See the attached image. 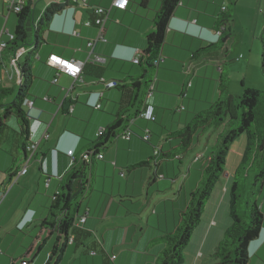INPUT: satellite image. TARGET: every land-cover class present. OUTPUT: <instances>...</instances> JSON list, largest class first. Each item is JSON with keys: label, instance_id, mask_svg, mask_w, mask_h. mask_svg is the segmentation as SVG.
<instances>
[{"label": "crops", "instance_id": "crops-1", "mask_svg": "<svg viewBox=\"0 0 264 264\" xmlns=\"http://www.w3.org/2000/svg\"><path fill=\"white\" fill-rule=\"evenodd\" d=\"M30 1L33 4L31 38L34 42L37 26L46 10L60 0ZM142 1L145 2V7L142 6ZM112 2L113 0H88L83 6L67 8L56 15L50 26L42 31L37 50L40 60L37 61L33 55L30 57L32 73L35 71V76L29 100L34 104L27 109L31 117V140L39 143V147L31 158L28 174L20 177L18 183L9 188L11 180L24 168L27 156L15 145L13 133L6 135L1 146L0 264H21L20 260L31 264H56L57 260L50 261L51 255L56 246L61 250L60 246L64 244L66 247L59 264L66 263V258L76 255L81 248L82 256H92V251L97 252L92 256L93 264L153 262L163 246L161 243H152L151 239L158 236L160 230L174 229L178 223V212L184 208L178 205V199L171 200L169 205L162 199L158 202L153 212L157 216L156 223L154 216L148 218L147 228L141 229L145 236L134 247L133 238L137 234L135 227L133 233L126 238H120L123 236L116 235L115 230L109 226H105L106 230L102 231L99 228L110 220L106 215L111 214L114 208L127 209L128 204L139 205L140 209L149 207L155 193L162 196L163 193L158 191L162 185L168 189L169 185L176 184L177 176L174 171L178 170L177 162L167 163L155 159L156 151H164L168 147V143L164 142L163 145L164 137L166 141L168 133L174 130L166 119L167 114L162 112L178 109L186 112L190 109L186 101L193 99L197 102L198 98H203L201 95L203 96L206 89L209 92L206 97L207 104L218 102L221 98L223 74H228L231 80L232 94L236 92L233 87L234 74H263L262 68L260 70V47L263 49L264 0H237L234 6L232 0H181L168 24L165 44L161 49L162 61L153 84L154 93L147 99V104L155 109L156 122L152 124L137 118L132 126V138L117 139L105 151L104 159L97 161L92 190L81 198L76 215L78 219L86 214V209L89 210L84 228L90 238L78 245L64 240L57 233L49 235V227L44 221H50L55 197L70 170L72 159L68 157V152H74L73 159L79 158L90 142L99 139V132L115 122L124 99L121 90L99 85L93 78L86 77L85 83L83 78L73 80L65 74L58 75V71L47 64L49 56L57 55L67 60H76L84 66L97 65L101 68L105 83L120 81V85L128 86L134 82L133 79L144 73L145 68L135 64L134 59L137 51L141 54L147 49V37L153 32V21L156 12L161 8V0H129L126 10L112 9L105 25L106 42L98 41L93 48V55L90 56L91 49L88 44L96 40L99 30L95 24L87 27L85 23L94 22L96 7L110 8ZM224 6L226 12L222 10ZM223 14H231L232 19L225 25L230 35L222 42L221 39L217 41L216 34L219 30L217 20ZM16 26V13L9 11L4 0H0V42L8 43L7 32L15 34ZM3 54H0V89L14 87L17 83L16 80L15 83L12 82L14 78L10 79L7 70L10 58ZM96 57L104 60L92 61ZM248 77L246 75L240 81L242 92L245 88H264V82L249 80ZM70 100L72 104L65 107V103ZM97 105L101 108L96 109ZM199 109L200 105L194 104L192 110L197 113ZM189 118L188 116L185 121L179 122V129L190 123ZM14 128L17 129V126ZM47 130L50 137L44 140L43 135ZM148 130L150 142L146 143L142 138ZM215 138L216 135L210 136L208 144L212 146ZM233 147H236L238 154L235 165L229 170L230 160L234 161L235 157L232 154ZM245 149L246 138L242 140V137L231 147L227 159L230 174L227 178L222 176L217 184L205 208L201 224L184 252L185 264H213L211 256L231 226L229 191ZM31 154L30 152L28 156L31 157ZM142 162H150L151 165L144 168L147 171L137 180L135 174L142 168H132ZM195 166L197 164L189 168L188 179L193 176ZM12 174L14 177H11ZM170 178L173 179L171 183ZM145 188L147 202L144 204L141 198ZM178 195L179 198L182 196L181 193ZM187 196L184 193V206ZM261 207L264 212V201ZM105 209L104 218H98ZM71 212L73 213V209ZM54 214L58 215L57 211ZM90 220L93 224H89ZM140 221L143 222V219ZM58 237L61 239L57 243ZM150 243L155 247L151 252ZM263 243L264 228L261 240L253 242L249 248V264H264ZM133 254L136 257H132Z\"/></svg>", "mask_w": 264, "mask_h": 264}, {"label": "trees", "instance_id": "trees-1", "mask_svg": "<svg viewBox=\"0 0 264 264\" xmlns=\"http://www.w3.org/2000/svg\"><path fill=\"white\" fill-rule=\"evenodd\" d=\"M180 1L161 0V8L156 12L153 21V32L147 37V49L141 52L140 63L138 64L145 68L144 73L137 79H133L134 82L128 86L127 84L120 85V81L111 82L115 83L114 87L123 93L122 109L115 117V122L105 130V134L102 137L98 136V140L90 142L80 157L75 158L70 165V170L60 186V192L55 197V204L51 208L50 221L53 223H49L48 220L44 221V224L49 227V235L57 233L69 242L73 237L72 244L78 245L90 238V234L85 230L84 225H77L81 217L86 218L87 221V211H89L86 209V214L77 219L80 200L92 190L97 161L103 160L105 151L117 139L124 138L127 132L130 134V139L132 138L134 134L132 126L135 120L141 118V114L149 106L147 99L150 88L156 80L158 70V67L154 66V62L161 56L169 21ZM236 1L232 0V6L235 5ZM142 2V6L145 7V2ZM73 5H75L74 0H63L50 6L37 26L36 40L33 42L31 38L33 4L32 1L27 0L23 11L16 14L15 40L8 45L3 54V56L10 58L20 48L31 46L26 63L20 66L21 84L15 83L14 87L0 89V149L8 131H11L16 139L15 145L27 156L26 162L30 158L28 155L33 143L29 127L31 117L27 107H25V101L31 97L30 88L33 82L32 59L30 57L37 55L42 31L50 26L56 15ZM231 19V14H223L217 20V28H219L217 33H222L220 37L222 42L230 35L226 31L225 25ZM262 50V72L264 75V40ZM86 77L95 79L99 85L106 87L108 85L103 81L101 68L97 65L85 64L82 75L84 82ZM220 95L221 98L218 102L212 103L207 111L194 114L193 121L185 125L183 129L168 133L167 150L156 151L155 159H161L162 162L167 163L172 161L182 163L194 151L195 143H200L201 137L211 131L216 133L210 155L198 160V162L203 161L199 186L189 191L186 205L178 212V223L172 231L160 230L159 235L151 239L152 243H161L163 247L159 255L149 264H185L184 252L190 245L195 230L201 224L205 208L225 172L231 147L242 136L246 137V149L243 160L234 173L229 191L231 226L211 256L213 264H249L251 261L249 248L253 242L261 240V233L264 228V212L259 203V198L264 193V167L260 169L259 173H256L255 180L250 187L248 181L258 157L264 159V151L261 150L264 142V91L245 88L242 96L236 97L230 91L228 74H223ZM68 104H72V100L65 103V107H68ZM12 118L17 119V129L11 128L8 124ZM148 122L155 123L156 115L154 121ZM148 132L150 133L149 130ZM142 139L146 143L150 142V139H145V136ZM173 142L176 144L173 145ZM150 165V162H142L132 169L145 168ZM11 177H14L13 174ZM71 209H73V213ZM54 211H57L58 215L54 214ZM60 239L58 237L57 243ZM97 244L101 245L99 242ZM97 244L94 246L96 247ZM60 247L61 250L58 246L54 248L50 259L52 261L56 257V264L60 263L66 244ZM58 253L59 256H57ZM22 262L31 264L25 260H20V263Z\"/></svg>", "mask_w": 264, "mask_h": 264}, {"label": "rangeland", "instance_id": "rangeland-1", "mask_svg": "<svg viewBox=\"0 0 264 264\" xmlns=\"http://www.w3.org/2000/svg\"><path fill=\"white\" fill-rule=\"evenodd\" d=\"M33 1L38 2V0H33ZM261 47H260V51H261L260 52L261 53L260 70L263 67V63H262L263 50H262ZM25 49H26V52L24 53V55L22 57L21 65H24L26 63L28 50L31 49V46H26ZM7 70L9 71L10 74H12V69H11V66L9 64L7 65ZM32 75L35 76V71H33ZM246 75H249V77H248L249 80L254 79V80H259L260 82H264V79H263L264 75L263 74H234L233 87H234V90L236 91L233 94L234 96H236V97H241L242 96L243 92H242V89H241V86H240V81L244 80ZM250 76L252 78H250ZM7 77H8V75H7ZM12 82L15 83V79ZM259 90L264 91V88L263 89H259ZM208 93L209 92L206 89L205 93L203 94V96L201 95V97H203V98H198L197 102H194L195 100H193V99L187 100L186 103H187V106L190 107V109L187 110L186 112H181L179 109L178 110H170L168 112H162V114L163 113L167 114L166 119L174 127V130H173L174 132L180 130L179 126H178L179 122L180 121H185L188 116L190 117L189 118V122L193 121L194 114H196V112H194L192 110L194 104H199L200 105V109L198 110L197 113H201L203 111H207L210 108V105L212 103L211 104H207L208 102H207V98L206 97H207ZM27 111H29V110L27 109ZM8 124H9V126L11 128L16 127L17 124H18L17 119L16 118L10 119ZM152 124H153V122H152ZM182 127L184 128V126H182ZM167 130L170 131V128H168ZM11 133H12L11 131H8L7 135H9ZM212 135H216L215 131H211V132L205 134L203 137H201L200 143H195L194 151L191 152L189 154V156L186 157L185 160H183L182 165H181V162L176 161L177 162V166H179V167H178V170L174 171L175 175L177 176V182H176V184L174 186L169 185L168 187H170V188L167 189L166 186L162 185L160 190H158L160 193H163L162 196L159 195L158 193H155L154 194L155 195L154 196V200L149 203V207H146V208L142 207V209H140L139 205H135L134 206V205L128 204L127 206H129V207L127 209L126 208L125 209L120 208V209H116L115 210V208H114L112 210L111 214L106 215V217L108 219H110V220L107 221L106 223L101 224L100 228H99L100 229L99 231L106 230L105 226H109V227H111L112 230H115L116 235L123 236V237H120V238H126L130 234L133 233V230H134V227H135V230L137 231V234H135V236L133 238L134 244H133L132 247H134L135 243L140 238L145 236V234L142 233L141 229L147 228L146 222H147L148 218L150 216H154V218H155L154 222L156 223L157 216H155L156 214H154L153 212H154L155 206L158 204V202L161 199L165 200V203L168 204V205H169V202L171 200H173V199L177 200L178 199L179 200L178 201V205H181V207L182 206L184 207V203H185V200H186V198H184V193H187V195H188L190 190L197 188L199 186V182H200V179H201V172L200 171L202 170L203 161L198 162V161H195V159L197 157L201 156V155H204L205 158L210 155L212 146L208 144V139ZM245 138H246L245 136H242V140H245ZM162 142H163V145H164V142L166 143L165 137H164ZM214 142H215V140H214ZM5 146H6V144H5ZM236 146H239V144L236 145ZM235 148L236 147H233V149H232V151H233L232 154H233V156L235 155V157H234V161H233V159L230 160L229 170L233 167V165H235L234 162H235L236 156L238 154L237 150ZM167 149H168V147L165 150H167ZM193 164H197V166H195L193 168V170H194L193 171V176H191V178L188 179V170H189L190 167H192ZM238 164H239V162H238ZM263 167H264V159L262 157H258L257 163H256L255 167L252 169V171L250 173V178H249V181H248L249 182L248 183L249 187L253 184V182L255 180L256 173H259L260 169H262ZM229 170H228V167L226 166L225 172H224V174L222 176H225L227 178L229 176V174H230ZM146 171H147V169H144V168L139 169L137 171V173L135 174L137 180H140L142 174H145L144 172H146ZM30 177H31V175H30ZM152 177H154V175H152ZM172 178L169 179L170 183L173 182ZM179 193L182 194V196L180 198H179V195H178ZM141 199H142V201H141L142 203L145 204L147 202L146 188H145V191L142 194V198ZM259 199H260V203L262 205L263 201H264V193L260 196ZM134 202H136V201H134ZM105 213H106V209L102 212L101 216L99 214L97 217L98 218L100 217V219H103L104 216H105ZM141 218L143 219V222L140 221ZM89 224H93V221L90 220ZM169 224L171 225V221H170ZM117 229H119V231H117ZM170 229H172V228H170ZM36 233L37 232H35V234ZM52 238H54V237H52ZM146 239H147V237H146ZM54 240H55V238H54ZM153 246L154 245L152 243H150V248H151V249H149L150 252H151L152 249H153V251L155 250V247H153ZM82 250L83 249L81 248V250L77 251L76 255H71L68 258H66V263H64V264H93V257L92 256H88V255L87 256H82V254H81ZM81 257H82V259H80ZM132 257H136V254H133ZM54 259L57 260L56 257ZM97 260L99 262L100 258L98 257Z\"/></svg>", "mask_w": 264, "mask_h": 264}, {"label": "built area", "instance_id": "built-area-1", "mask_svg": "<svg viewBox=\"0 0 264 264\" xmlns=\"http://www.w3.org/2000/svg\"><path fill=\"white\" fill-rule=\"evenodd\" d=\"M63 1V0H60ZM88 2V0H74L75 5L71 6L70 8H75L77 6H83L84 4H86ZM4 4L7 7V9L11 12H14L16 14H19L23 11L25 5H26V0H4ZM129 5V0H113L112 5L110 8H104V7H96L94 9V16H95V20L94 22L88 21L85 23V25L87 27H91L93 24H95V26L98 28L99 33L98 36L96 38L95 41H91L88 44V47L91 49L90 52V56L93 55V48L95 46V44L98 41H102V42H106L105 38H104V31H105V25L109 19V15L112 9L116 8L119 10H126L127 7ZM223 12H226V7L224 6L222 8ZM8 36H9V42H0V54H3V52L6 50V48L8 47V45L15 40V35L14 34H10L9 32H7ZM222 33L218 32L216 34L217 36V41L220 40ZM26 52L25 47L20 48L19 50H17L13 55L10 56V62L9 65L11 66L12 69V75L10 74V79H15L17 81V84H21V61H22V57L24 55V53ZM140 52L137 51L136 53V57L134 59V63L135 64H139L140 63ZM36 60H40L38 54L36 55ZM104 59L103 58H98L96 57L95 60L92 59V61H99L102 62ZM162 61V57L160 56L155 62H154V66L158 67L160 62ZM47 64L56 69L58 71V75L60 74H65L66 76L70 77L73 80H79L82 78L83 75V68H84V64L82 62L76 61V60H67L64 59L62 57H59L57 55H51L48 58ZM13 79V80H14ZM55 83L57 82V79H55L54 81ZM2 83V79L0 78V84ZM115 86V83H108L107 87L108 88H113ZM154 93V87L152 85V87L150 88V93L148 95V97H151ZM46 100H49L46 98ZM33 101L27 100L25 101V107L27 108H31L33 107ZM96 109H99L100 106L97 105L95 107ZM141 118H143L146 121H154L155 120V110L153 106H147L146 110L141 114ZM105 134V130H101L98 134L99 137H102ZM50 137V135L48 134V130L45 132V134L43 135V139L44 140H48ZM125 139L129 140L130 139V134L127 132L125 134ZM145 139H150V133L147 132ZM39 147V143H35L33 142L31 144V157L28 159V161L25 163L24 168L21 170L20 173H18V176H15L11 182L9 183V188H12L14 185H16L18 183V179L22 176H26L29 172V166H30V161L31 158L35 155V152L38 150ZM68 157H70L72 159L71 164L73 163L74 159V152L70 151L68 152ZM102 158V157H100ZM204 155H201L199 157L196 158V161L203 159ZM7 187V188H8ZM86 223V218H79L77 225L82 226ZM73 241V237L70 240V242ZM92 256L96 255V251H92L91 252ZM21 264H27L25 262H22Z\"/></svg>", "mask_w": 264, "mask_h": 264}, {"label": "water", "instance_id": "water-1", "mask_svg": "<svg viewBox=\"0 0 264 264\" xmlns=\"http://www.w3.org/2000/svg\"><path fill=\"white\" fill-rule=\"evenodd\" d=\"M261 150L264 151V142H263V145H262V147H261Z\"/></svg>", "mask_w": 264, "mask_h": 264}]
</instances>
